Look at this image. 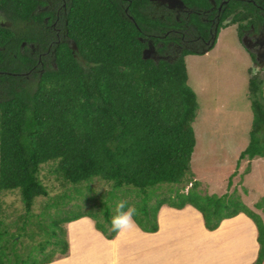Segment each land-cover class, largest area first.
Listing matches in <instances>:
<instances>
[{"label":"trees","instance_id":"1","mask_svg":"<svg viewBox=\"0 0 264 264\" xmlns=\"http://www.w3.org/2000/svg\"><path fill=\"white\" fill-rule=\"evenodd\" d=\"M183 1L212 7L210 0ZM44 4L0 0V212L4 194L19 192L30 213L36 199L48 195L41 168L54 164L56 173L79 193L91 192V186L82 187L96 179L111 184L110 193L116 195L108 201L124 202L125 210L135 208L134 219L146 233L159 232L158 214L166 205L178 210L194 207L208 231L244 214L258 229L259 252L253 264H264L262 217L238 197L203 195L199 181L191 178L197 145L193 124L199 108L185 62L192 52L175 62L144 59L146 33L166 25L154 17L158 3L69 0L63 23L66 38L54 43L49 62L47 56L40 60L32 55V44L47 51L56 40L49 30L55 13L40 10ZM192 21L199 23L198 16ZM263 86L253 74L249 97L254 119L240 161L264 158ZM189 182L192 188L177 189ZM108 201L100 209L83 201L59 211L55 237L38 244L39 253L26 258L14 249L24 229L16 235L0 220V264H51L67 257L69 244L61 225L84 217L95 220L106 239H116L119 232L111 221L119 203L113 208ZM53 243L57 249L48 252Z\"/></svg>","mask_w":264,"mask_h":264},{"label":"rangeland","instance_id":"2","mask_svg":"<svg viewBox=\"0 0 264 264\" xmlns=\"http://www.w3.org/2000/svg\"><path fill=\"white\" fill-rule=\"evenodd\" d=\"M239 34L236 26H229L210 52L185 58L188 84L199 104L193 124L197 145L189 173L193 182L199 181L203 195L238 197L264 221V158L240 161L241 153L250 144L254 113L249 80L255 71L251 72L250 53L240 42ZM257 75L264 82V71ZM262 91L264 98V86ZM40 179L48 195L37 198L30 213L24 209L19 192L4 194L0 212V220L8 231L17 235L24 229L23 236L17 238L19 244L14 246L24 258L39 253L36 246L55 237L53 225L60 218L59 211H68L83 201L101 208L116 195L110 193L111 184L99 179L82 187L91 186V192L79 193L77 186L56 173L54 164L42 166ZM192 185L184 183L177 189H190ZM117 203L120 200L109 205L114 208ZM257 204L262 207L257 208ZM158 221L160 230L156 233L143 232L137 223L136 227L119 231L114 239L121 249L117 251L122 255L117 258L119 264H253L257 260L258 229L244 214L225 221L219 230L208 231L202 214L194 207L178 210L166 205L159 212ZM61 228L69 244L68 256L54 264H110L105 259L108 253L97 251L104 245H113V240L104 237L95 220L84 217ZM56 249L53 243L48 252ZM156 254L158 260H147Z\"/></svg>","mask_w":264,"mask_h":264},{"label":"flooded vegetation","instance_id":"3","mask_svg":"<svg viewBox=\"0 0 264 264\" xmlns=\"http://www.w3.org/2000/svg\"><path fill=\"white\" fill-rule=\"evenodd\" d=\"M42 1L45 4L40 6V10L55 13L49 30L56 40L50 43L47 51L32 44V55H39L40 60L47 56L46 61L49 62L51 54L54 53V43L58 44L66 38L63 23L67 16L69 0ZM210 2L212 7L209 9L189 6L185 2L182 6L171 8L169 4L156 2L158 9L153 13L154 17L164 20L166 25L160 27L162 30L146 33L143 39L146 45L144 51L150 50L147 55L157 62L162 60L175 62L187 51L192 52L191 55H205L214 49L223 30L229 26H236L240 33V42L250 53L252 63L250 70L255 71L254 75L260 74L264 71V0H210ZM127 11L126 8L128 14ZM193 15L198 16L199 23L192 21ZM49 22L50 17H46L45 23Z\"/></svg>","mask_w":264,"mask_h":264},{"label":"clouds","instance_id":"4","mask_svg":"<svg viewBox=\"0 0 264 264\" xmlns=\"http://www.w3.org/2000/svg\"><path fill=\"white\" fill-rule=\"evenodd\" d=\"M138 215L135 208H127L125 210V203L120 202L117 205V215L112 218L111 224L114 231H122L124 229H130L136 227V221L134 217Z\"/></svg>","mask_w":264,"mask_h":264},{"label":"crops","instance_id":"5","mask_svg":"<svg viewBox=\"0 0 264 264\" xmlns=\"http://www.w3.org/2000/svg\"><path fill=\"white\" fill-rule=\"evenodd\" d=\"M115 240H113V242H112L113 245H110V246L109 245H104L102 248H98V251H97L100 254L101 253H104V252L108 253L105 259H106L107 262H110V264H119L120 260H117V258H119L120 256H122L121 253H118L117 252L118 250H121V249H118L117 248L119 246V243L118 242L115 243ZM98 253H97V255H98ZM158 256H159V254H156L155 256H152L150 258L148 257L147 260H149V261L154 260L152 258H156V260H158ZM254 257H255V260H256V254L255 253H254Z\"/></svg>","mask_w":264,"mask_h":264},{"label":"water","instance_id":"6","mask_svg":"<svg viewBox=\"0 0 264 264\" xmlns=\"http://www.w3.org/2000/svg\"><path fill=\"white\" fill-rule=\"evenodd\" d=\"M152 1L160 2L161 4H169L171 8L184 5V2L182 0H152ZM149 51L150 50L144 51V59H149V56L147 55Z\"/></svg>","mask_w":264,"mask_h":264}]
</instances>
